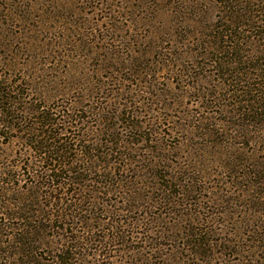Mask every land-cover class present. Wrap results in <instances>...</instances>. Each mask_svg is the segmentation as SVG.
Instances as JSON below:
<instances>
[{
    "label": "rangeland",
    "instance_id": "374dc122",
    "mask_svg": "<svg viewBox=\"0 0 264 264\" xmlns=\"http://www.w3.org/2000/svg\"><path fill=\"white\" fill-rule=\"evenodd\" d=\"M219 1L58 0L54 14L43 15L37 0L24 18L3 26L9 52L0 50L12 65H2L3 75L23 91L14 106L77 111L83 120L72 122L71 136L95 147L100 160L107 158L102 149L112 148L105 140L119 141L120 149L107 152L118 165L101 167L102 174L82 184L97 190L89 195L95 207L82 215L90 213L93 223L86 228L93 226L103 242L80 250L73 264H236L243 255L249 234L243 221L256 218L253 202H264V188L252 192L246 178L219 167L235 155L264 163V145L247 140L263 137L264 130L239 136L229 113L203 97L211 81L204 77H213L202 34L222 15ZM131 123L142 127L137 135L127 127ZM20 136L0 137V172L9 167L19 173L9 183L0 176V191H7L0 197V248L9 246V253L8 237L20 221L3 215L2 207L21 206L35 183L27 167L33 153ZM99 179L107 182L95 184ZM79 226L71 223L67 234H77ZM194 230L209 232L212 260L190 251ZM54 231L40 238L41 248L40 241L31 242L38 246V264H47L64 242ZM220 243L230 249L224 252Z\"/></svg>",
    "mask_w": 264,
    "mask_h": 264
},
{
    "label": "trees",
    "instance_id": "16d2710c",
    "mask_svg": "<svg viewBox=\"0 0 264 264\" xmlns=\"http://www.w3.org/2000/svg\"><path fill=\"white\" fill-rule=\"evenodd\" d=\"M36 1L0 0V49H6L9 52L8 48L2 44L1 36L7 20L24 18L38 6ZM56 1L58 0H40V13L53 15ZM219 2L223 5L222 15L208 28L209 31L206 29L207 32L202 34V48L206 58L210 55L207 65L211 67L213 77H204V80L208 82L211 80L209 83L211 90L202 91L203 97L207 98L208 103L217 101L216 104L221 106L225 113H229V122L239 136L250 134L257 128L263 131L264 0H220ZM246 32L248 34L242 36ZM5 56L7 57L6 53L0 50L2 61L0 62V137L5 139L8 133L14 131L23 136L18 137L19 139H27L24 144L33 153V161L29 162L27 167L28 171L31 170L35 183L27 190L21 206L2 207L3 215L10 217L11 220L20 221V224L14 227L15 232L8 237L13 243L11 248L14 251L9 253V246L0 248V264H38L37 256H34L38 246L35 248L31 242L40 241L41 248L43 240L40 238H46V232L54 230L62 232L59 234L58 231H54L57 235L55 237L65 236L64 242L59 244L57 251L53 252V258L47 264H73L80 250L88 249L86 247L88 245L103 242L101 238L104 236L96 239L97 235L93 233V226L86 228L93 223L88 222L93 219L90 213L87 216L82 215L87 209L91 210L95 207L94 197L89 195L97 193V190H89L87 185L82 184L92 181L96 173H101V167L107 170L113 164L118 165L116 158H108L107 152L112 154L120 149L119 141L105 140L106 144L112 145V148L102 149L107 158L103 157L100 160L95 147L82 145L78 138L71 136L70 129L76 127L72 125V122L83 120L77 115V111H71L68 114L67 107H64L65 110L57 111L58 115H56L57 113L51 111L53 109L44 110L45 107L41 105L14 106V104L22 103L18 96L19 93L23 95V91L19 92L12 87V84L7 83L2 65L9 68L12 65ZM11 87L12 90H10ZM27 117L29 121L26 120ZM127 127L130 131L133 130L135 135L142 128L133 123ZM68 133L70 136H65ZM247 140L257 146L264 145V136L251 135ZM122 161L125 160L122 159ZM250 166L253 171H250ZM219 169H224V173L234 171L232 176L246 178V186L252 192L255 188H264V163L260 161L251 164L239 155H235L233 159L224 161ZM9 170L10 168L7 167L0 172V176L8 177V183L11 182V178L19 174L16 171L11 173ZM101 174L99 177H106ZM253 175H257L258 180L253 179ZM248 176L250 179L247 178ZM3 181L4 179H0L1 184ZM103 182L107 180L99 179L95 181V184H103ZM232 182L236 185L242 184ZM232 182L230 183L233 184ZM112 184H114L113 181H111ZM168 184L171 186L169 181ZM162 187L169 192L168 185H162ZM0 192L1 197L7 191L4 189V192ZM86 192L88 198L82 196V193ZM259 199L264 200V195ZM26 201H28L27 204ZM253 204L255 208H258V214L255 219L243 221L248 227V244L240 249L243 255L239 256L236 264H264V202L257 199ZM71 223L80 224V226L74 230L77 234L69 236L67 230L69 226L71 229ZM190 236L193 237L187 243V246L191 247H189L190 251L203 260H212L216 253L211 245L209 232L204 230L202 233H197L194 230ZM0 245H2L1 240ZM220 246L224 252L230 249L227 243H220ZM220 254L222 255L221 251ZM237 254L240 253L237 252Z\"/></svg>",
    "mask_w": 264,
    "mask_h": 264
}]
</instances>
